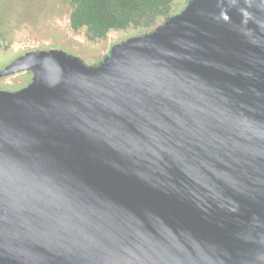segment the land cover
Instances as JSON below:
<instances>
[{
	"label": "water",
	"instance_id": "water-1",
	"mask_svg": "<svg viewBox=\"0 0 264 264\" xmlns=\"http://www.w3.org/2000/svg\"><path fill=\"white\" fill-rule=\"evenodd\" d=\"M19 65L0 264H264V0H193L97 67Z\"/></svg>",
	"mask_w": 264,
	"mask_h": 264
},
{
	"label": "flooded vegetation",
	"instance_id": "flooded-vegetation-1",
	"mask_svg": "<svg viewBox=\"0 0 264 264\" xmlns=\"http://www.w3.org/2000/svg\"><path fill=\"white\" fill-rule=\"evenodd\" d=\"M193 0H177L173 6H178L177 10L171 11L159 20L151 18L147 25L129 26L126 29L112 30L103 38H97L89 33L87 28L76 29L72 23L73 6L69 0H52L51 8L48 11V19L52 17V28L56 31L57 40H51L43 35L45 22L35 17V22L23 19L20 27L13 28V36L5 40L0 34V52H3L1 44L8 45L12 42L9 53L5 59L0 60V72H5L9 68L10 73L0 76V91L18 92L27 88L33 81L34 74L23 65L13 66V64L35 51H49L51 49L64 50L73 57H79L87 66L97 67L105 62L114 47L122 44L130 38L151 34L156 27L163 25L169 19L180 14ZM40 12V11H39ZM38 13V12H37ZM54 18V19H53ZM42 19V18H41ZM49 24V23H48ZM13 66V67H12Z\"/></svg>",
	"mask_w": 264,
	"mask_h": 264
},
{
	"label": "trees",
	"instance_id": "trees-1",
	"mask_svg": "<svg viewBox=\"0 0 264 264\" xmlns=\"http://www.w3.org/2000/svg\"><path fill=\"white\" fill-rule=\"evenodd\" d=\"M73 6L72 23L87 28L97 38L112 30L147 25L151 18L166 16L177 0H69Z\"/></svg>",
	"mask_w": 264,
	"mask_h": 264
},
{
	"label": "rangeland",
	"instance_id": "rangeland-1",
	"mask_svg": "<svg viewBox=\"0 0 264 264\" xmlns=\"http://www.w3.org/2000/svg\"><path fill=\"white\" fill-rule=\"evenodd\" d=\"M51 2L52 0H0V34L8 41L10 36H13V28L15 30L22 29L20 24L24 22H22L23 19L37 23L35 17L37 14H41L42 19L40 18V20L44 19L45 21L46 19L45 27H47L43 35L51 40H57L59 38L57 37L58 33L54 31V28L51 29L52 17L48 19ZM177 8V5L173 6V9L177 10ZM11 44L12 42H9L8 45L5 42L1 44L3 52H0V60L5 59Z\"/></svg>",
	"mask_w": 264,
	"mask_h": 264
}]
</instances>
